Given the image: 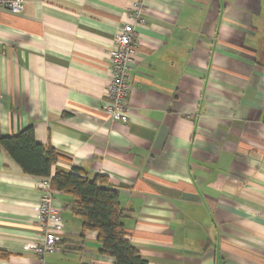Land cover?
Listing matches in <instances>:
<instances>
[{
    "label": "crops",
    "instance_id": "obj_1",
    "mask_svg": "<svg viewBox=\"0 0 264 264\" xmlns=\"http://www.w3.org/2000/svg\"><path fill=\"white\" fill-rule=\"evenodd\" d=\"M133 0H24L0 9V134L33 126L57 171L104 175L148 264H264V0H148L128 124L106 107L110 51ZM39 178L0 145V264H39ZM46 264H114L53 191Z\"/></svg>",
    "mask_w": 264,
    "mask_h": 264
},
{
    "label": "trees",
    "instance_id": "obj_2",
    "mask_svg": "<svg viewBox=\"0 0 264 264\" xmlns=\"http://www.w3.org/2000/svg\"><path fill=\"white\" fill-rule=\"evenodd\" d=\"M0 145L26 173L50 179L52 191L74 197L72 208L82 217L84 231L97 232L103 252L115 259L114 264H148L127 239L125 213L120 208L119 193L102 186L108 182L106 176L90 178L81 170L53 173V167L62 157L53 147L36 142L33 126L14 137L0 134ZM0 256H3L1 252Z\"/></svg>",
    "mask_w": 264,
    "mask_h": 264
},
{
    "label": "built area",
    "instance_id": "obj_3",
    "mask_svg": "<svg viewBox=\"0 0 264 264\" xmlns=\"http://www.w3.org/2000/svg\"><path fill=\"white\" fill-rule=\"evenodd\" d=\"M147 1H132L131 22L122 27L121 33L116 38V44L109 53L113 78L107 87L110 103L105 110L112 121L123 124H128L130 121L129 97L132 93L130 72L135 64L141 42L136 28L146 24ZM24 4V0H0V9L21 14L24 11ZM38 186L41 190L38 216L43 235L39 242L30 244L29 249L39 258V264H46V258L57 251L61 242L58 234L62 229V216L61 211L54 205L50 179H42Z\"/></svg>",
    "mask_w": 264,
    "mask_h": 264
}]
</instances>
